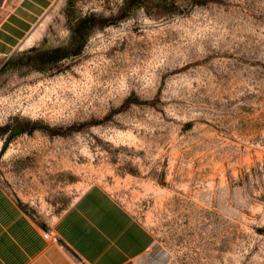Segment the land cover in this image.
<instances>
[{"label": "rangeland", "instance_id": "rangeland-1", "mask_svg": "<svg viewBox=\"0 0 264 264\" xmlns=\"http://www.w3.org/2000/svg\"><path fill=\"white\" fill-rule=\"evenodd\" d=\"M29 3L0 11L35 17L0 39V183L25 211L99 188L147 264H264V0Z\"/></svg>", "mask_w": 264, "mask_h": 264}, {"label": "crops", "instance_id": "crops-1", "mask_svg": "<svg viewBox=\"0 0 264 264\" xmlns=\"http://www.w3.org/2000/svg\"><path fill=\"white\" fill-rule=\"evenodd\" d=\"M7 2L0 0V11ZM30 2L40 13L49 0ZM10 20L24 29L35 17L15 9L0 26L4 41ZM152 244L150 232L102 189H88L58 217L38 221L0 183V264H147Z\"/></svg>", "mask_w": 264, "mask_h": 264}, {"label": "built area", "instance_id": "built-area-1", "mask_svg": "<svg viewBox=\"0 0 264 264\" xmlns=\"http://www.w3.org/2000/svg\"><path fill=\"white\" fill-rule=\"evenodd\" d=\"M44 237H45L46 239H48V238H49V234H48V233H45V234H44Z\"/></svg>", "mask_w": 264, "mask_h": 264}, {"label": "bare ground", "instance_id": "bare-ground-1", "mask_svg": "<svg viewBox=\"0 0 264 264\" xmlns=\"http://www.w3.org/2000/svg\"><path fill=\"white\" fill-rule=\"evenodd\" d=\"M30 4V3H29ZM31 5V4H30ZM35 8H37V7H35ZM40 9V8H39ZM30 10V9H29Z\"/></svg>", "mask_w": 264, "mask_h": 264}]
</instances>
